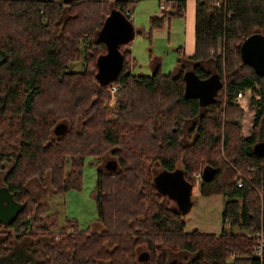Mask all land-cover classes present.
Masks as SVG:
<instances>
[{
	"label": "trees",
	"instance_id": "trees-1",
	"mask_svg": "<svg viewBox=\"0 0 264 264\" xmlns=\"http://www.w3.org/2000/svg\"><path fill=\"white\" fill-rule=\"evenodd\" d=\"M130 1L0 0V168L11 160L0 184L21 204L10 222H0V264H264V253L251 251V233L264 232V152L253 149L264 143V76L238 52L246 35H264V0H194L193 50L175 47L177 72H161L158 61L150 73L131 72L128 38L118 46L116 77L98 82L95 59L105 46L97 31L111 8L123 12ZM164 1L182 12L184 0ZM168 16L166 9L151 14L149 26ZM80 55L82 69H63ZM188 71L213 76L215 90L203 104L183 92ZM110 84L118 100L106 117ZM245 88L258 96L249 97L254 114L242 136L234 95ZM190 118L184 142L181 127ZM107 149L113 165L96 169L92 192L100 228H78L64 217L52 231L55 212H43L26 180L47 173L52 192L76 187L84 156ZM154 164L178 167L190 185L198 171L200 194L227 196L218 233L184 230L186 210L155 188Z\"/></svg>",
	"mask_w": 264,
	"mask_h": 264
},
{
	"label": "rangeland",
	"instance_id": "rangeland-1",
	"mask_svg": "<svg viewBox=\"0 0 264 264\" xmlns=\"http://www.w3.org/2000/svg\"><path fill=\"white\" fill-rule=\"evenodd\" d=\"M164 4L168 6L169 1H164ZM129 6L131 8L130 21L133 26V28L131 27L133 36L129 42V55L132 57L129 61L130 71L133 73H150L155 66V62L158 61L159 70L161 72H177L179 63H176L178 51H176L175 45L176 43H181L179 39H181L182 34L178 26H175V21L165 20L162 26H149V16L151 14H159L160 12L157 0H134L129 2ZM84 43L85 41L81 40L80 47ZM218 49L217 47V50ZM179 53H181V51H179ZM183 64V67L189 66L188 62H184ZM83 65L84 60L80 55L77 59L66 62L63 69L79 70L82 69ZM109 87L110 85L108 86L109 96L104 100L106 117L114 115L118 100L117 92L114 90L110 93ZM193 120L194 118L186 119L182 124L183 136L181 140L184 142L189 141L191 138V134L187 136L186 131ZM78 123L79 120L73 121L75 127H78ZM111 157L114 156L110 149L105 150L98 156L85 155L80 166L78 186L67 188L62 192L51 191L52 189L49 184V176L47 173L42 177L32 176L26 180L24 184L25 188L29 191L31 196L43 206V212L45 214L55 212L57 220L56 225L51 229L52 231L57 228V225L63 223L64 217L73 218L78 228L88 227L93 230L100 228V226H96L98 221L92 192L95 184L96 169H107V167H105V161H110ZM10 163L11 160L2 163V167L0 168V183ZM67 167L68 162L64 164V168L66 169ZM158 168L159 166L154 164V166H152V172L154 173ZM198 173V171L193 173L195 177L194 183H198L199 181L198 179L200 176ZM194 195L190 196L192 204L187 212L183 214L184 230H190L192 227L202 231H214L219 229L221 226L219 217L221 208L220 200L222 198H227V196L222 194H210L209 196L202 194ZM171 203L173 204L172 201ZM174 203L175 206L174 204L173 206L178 208V204H176L175 201ZM227 228L228 226H224V229ZM230 229L234 231H246L244 228L235 226ZM35 234L39 235L45 233ZM53 236L55 237V233ZM175 256L179 257V260H181L180 262L184 261L181 253L177 252ZM229 256L228 254L227 258ZM95 264H106V261L98 259Z\"/></svg>",
	"mask_w": 264,
	"mask_h": 264
},
{
	"label": "water",
	"instance_id": "water-1",
	"mask_svg": "<svg viewBox=\"0 0 264 264\" xmlns=\"http://www.w3.org/2000/svg\"><path fill=\"white\" fill-rule=\"evenodd\" d=\"M97 33L104 43L105 51L95 59L94 76L98 82L107 83L116 77L120 69L122 54L118 46L131 37V25L122 11L111 8L104 16ZM238 52L242 62L248 64L256 74L264 76L263 34L254 31L243 37L238 44ZM212 77L209 74L199 78L191 71L184 72V94L196 97L198 102L203 104L215 90ZM253 149L264 152V143L256 142ZM209 172L208 167L202 169L204 177H207ZM152 181L159 192L167 194L177 202L179 209H187L190 204V184L182 177L179 169L161 170L152 176ZM20 208L21 204L12 198V194L4 186L0 185V222H10Z\"/></svg>",
	"mask_w": 264,
	"mask_h": 264
},
{
	"label": "crops",
	"instance_id": "crops-1",
	"mask_svg": "<svg viewBox=\"0 0 264 264\" xmlns=\"http://www.w3.org/2000/svg\"><path fill=\"white\" fill-rule=\"evenodd\" d=\"M132 1H134V0H132ZM132 1H130V2H132ZM157 2H159V0H157ZM130 10H131V8H130L129 3H128L127 6L125 7L123 13L125 14V16L127 17V19L129 20L130 25L133 28V26L131 24V21H130V14H131L130 13ZM166 10L169 12V16H168V18L166 20L167 21L168 20H171V21L174 20L175 23H176L175 26H178V28L181 30V34H182L181 39H179L181 43H176L175 47H178L179 50L183 54H186V55L187 54H190L192 52V50H193L194 0H184V6H183L182 12L180 14L175 13V2L174 1H169V5L166 6ZM173 23H172V25H173ZM132 36H133V32H132L131 37L129 38V42H130ZM129 42L126 45V48L128 50H129ZM251 95H253L255 97L258 96V94L256 92H254L253 90H250L249 88H245L243 90L242 95L236 101V103L239 105V107L242 110L241 117H240V134L242 136H247L250 133V130H251V122H252V118H253L254 111L252 109H249L248 106H247L248 105V101H249V97ZM113 160H114V157H111L110 158V161L109 160L108 161H105V163H106L105 164V167L109 168L111 165H113ZM176 168H178V167H176ZM161 170H163V169H159L158 168L153 173V176L156 175ZM194 194L195 195L200 194L199 191H198V183H194V184L190 185V189H189V201H190V204L187 207L185 213L187 212V210L189 209V207L192 204V200H191L190 196L191 195H194ZM213 194H220V193H213ZM165 195L168 196L167 194H165ZM209 195L210 194H207L205 196H209ZM222 195H224V194H222ZM169 198H170V200L172 199L171 201L173 202V204L175 206V203H174L175 200H173V198H171V197H169ZM225 199L226 198H222L220 200L221 206H222V204H223V202H224ZM176 204H177V202H176ZM97 225L100 226L99 223H96V226ZM231 227H233V226H231ZM192 228H194V227H192ZM220 229H221V226H220L219 229L214 230V231H208V230H203V231L204 232L218 233L220 231ZM200 231H202V230H200ZM241 231H243V230H241ZM243 232H246V231H243Z\"/></svg>",
	"mask_w": 264,
	"mask_h": 264
},
{
	"label": "built area",
	"instance_id": "built-area-1",
	"mask_svg": "<svg viewBox=\"0 0 264 264\" xmlns=\"http://www.w3.org/2000/svg\"><path fill=\"white\" fill-rule=\"evenodd\" d=\"M158 7L160 10H164L166 8L164 4V0H159ZM116 89L115 84H110L109 92L112 93ZM244 89L237 90L234 95V102L242 95ZM252 245L251 251L252 254L258 258H261L264 253V232L261 227L255 229L252 233Z\"/></svg>",
	"mask_w": 264,
	"mask_h": 264
}]
</instances>
